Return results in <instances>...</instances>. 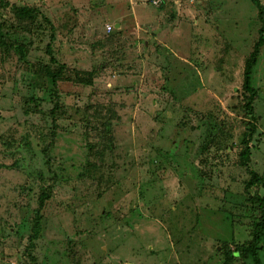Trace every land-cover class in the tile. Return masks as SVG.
<instances>
[{
    "label": "rangeland",
    "instance_id": "374dc122",
    "mask_svg": "<svg viewBox=\"0 0 264 264\" xmlns=\"http://www.w3.org/2000/svg\"><path fill=\"white\" fill-rule=\"evenodd\" d=\"M13 6L38 9L44 35L13 27ZM44 17L65 77L93 72L92 86L35 85L50 64ZM0 24L27 53L0 45V264H225L250 239L264 196L246 194L240 161L253 0H0ZM252 77L248 169L264 176V46Z\"/></svg>",
    "mask_w": 264,
    "mask_h": 264
},
{
    "label": "trees",
    "instance_id": "16d2710c",
    "mask_svg": "<svg viewBox=\"0 0 264 264\" xmlns=\"http://www.w3.org/2000/svg\"><path fill=\"white\" fill-rule=\"evenodd\" d=\"M256 6L259 9V18L262 22V27L260 30V36L258 41L255 43L253 51L247 57L245 62L244 70V83L243 88L246 92L245 102L243 105L245 111V117L247 119L246 125L247 130L243 135L241 140L242 151L240 153L241 165L249 170L250 178L245 181V192L248 196H251V190L254 187H264V176H261L257 172L248 169L251 156L252 148L250 146L251 141L254 138V135L257 132L259 117L255 109V102L258 98V90L253 85V73L254 68L258 64L259 58L261 56V50L264 46V6L260 3V0H253ZM13 11L16 16V25L13 27H19L22 32L32 33L34 30H39L40 36L44 35V25L38 22L40 12L36 8L31 7H22V6H13ZM45 21L49 22L46 17ZM52 26V23H50ZM3 24H0V45L8 47V43L12 44L13 42L17 44L18 52L20 54V59L27 62V53L26 49L18 41L7 38V34L3 32ZM55 27L52 26L51 42L46 48L47 54L50 56V64H57L58 68H52L50 64L41 66L40 68L33 71V75L38 78L39 81L35 82V85L45 86L47 81H51L53 87H57V84L61 81L68 80L75 82L77 84H82L85 86H92L94 83V74L89 71H76V75L73 76L71 73L68 77H65L66 71L68 72V66L65 64H59V62L53 56V41L55 40ZM73 77V78H72ZM46 81V82H44ZM44 82V83H42ZM51 97L54 99L55 105L51 110V116L53 118V123L56 124L57 112L60 110L59 95L57 94L58 89H51ZM56 129V128H55ZM56 131V130H55ZM53 132V137L55 138L56 132ZM111 147V146H110ZM47 153V151H45ZM50 194L48 192H42L39 196V206L36 211L34 218V225L32 229V235L30 236V245L28 247V252L31 254L34 249L36 240L39 239L41 234V223H42V210L45 207V204L49 198ZM253 203H259L258 209L260 215L257 220L251 224L250 227V239L244 244L236 245V249L231 252L226 251V262L225 264H230L232 261H235L236 258H249L252 264H264V196L253 195ZM29 254V255H30ZM31 257V255H30ZM32 261H35L34 257H31Z\"/></svg>",
    "mask_w": 264,
    "mask_h": 264
},
{
    "label": "built area",
    "instance_id": "2783aa9c",
    "mask_svg": "<svg viewBox=\"0 0 264 264\" xmlns=\"http://www.w3.org/2000/svg\"><path fill=\"white\" fill-rule=\"evenodd\" d=\"M113 29H114V26H112V25H108V26H107V30H108V31H112Z\"/></svg>",
    "mask_w": 264,
    "mask_h": 264
},
{
    "label": "water",
    "instance_id": "95a60500",
    "mask_svg": "<svg viewBox=\"0 0 264 264\" xmlns=\"http://www.w3.org/2000/svg\"><path fill=\"white\" fill-rule=\"evenodd\" d=\"M120 27V25H117V28H119Z\"/></svg>",
    "mask_w": 264,
    "mask_h": 264
}]
</instances>
